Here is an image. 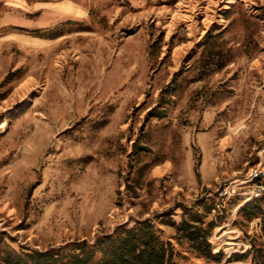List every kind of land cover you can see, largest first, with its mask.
Instances as JSON below:
<instances>
[{
  "label": "rangeland",
  "instance_id": "1",
  "mask_svg": "<svg viewBox=\"0 0 264 264\" xmlns=\"http://www.w3.org/2000/svg\"><path fill=\"white\" fill-rule=\"evenodd\" d=\"M63 1L0 0V255L149 220L177 264H264L262 217L221 196L264 169V0H85L83 20L40 22ZM56 27L54 39L36 32ZM215 31L230 61L203 77L216 51L200 43ZM162 99L167 116L149 117ZM136 143L147 148L137 174ZM202 203L216 206L219 260L162 224Z\"/></svg>",
  "mask_w": 264,
  "mask_h": 264
},
{
  "label": "trees",
  "instance_id": "2",
  "mask_svg": "<svg viewBox=\"0 0 264 264\" xmlns=\"http://www.w3.org/2000/svg\"><path fill=\"white\" fill-rule=\"evenodd\" d=\"M60 27V26H59ZM37 34L42 38H57L55 32L61 33L58 27L44 30H36ZM222 31L209 32L204 41L200 43L202 53L210 50L215 52L217 40L221 37ZM58 35V34H57ZM222 51H216L212 54V62L206 68L205 77L214 71L222 70L227 66V61H222ZM211 68V69H210ZM210 70V71H208ZM178 76V74L176 75ZM202 77V75H201ZM202 77V78H203ZM169 90V89H168ZM162 108H157L149 113V117L163 119L167 110L164 108L165 103L162 99ZM147 148L139 144H135L133 156H135L136 165H132V173H143L146 165L137 167L141 163V154L146 152ZM204 211H193L186 206H182V221L177 224L169 219L163 221L162 224L175 227L177 230L178 242H185L190 246L193 252L207 259L219 260L220 254L215 255L212 252L211 244L208 241L214 224L207 222V218L216 209V206L206 203L199 204ZM249 220H253L258 216L262 217L264 223V195L255 199L251 203H247L240 211ZM173 210L167 211L163 215L172 217ZM264 231V225H263ZM236 258V259H235ZM231 257L228 264L238 262L241 256ZM0 264H177L175 250L170 242L163 239L162 235L156 228L155 224L149 220L136 223L133 226L123 224L118 226L113 234L101 236L96 239L93 244L82 241L47 251H24L21 253L5 251L0 255Z\"/></svg>",
  "mask_w": 264,
  "mask_h": 264
},
{
  "label": "crops",
  "instance_id": "3",
  "mask_svg": "<svg viewBox=\"0 0 264 264\" xmlns=\"http://www.w3.org/2000/svg\"><path fill=\"white\" fill-rule=\"evenodd\" d=\"M90 15L85 0H65L43 12L40 22L49 21V26H56L68 21L83 20Z\"/></svg>",
  "mask_w": 264,
  "mask_h": 264
},
{
  "label": "built area",
  "instance_id": "4",
  "mask_svg": "<svg viewBox=\"0 0 264 264\" xmlns=\"http://www.w3.org/2000/svg\"><path fill=\"white\" fill-rule=\"evenodd\" d=\"M242 184L248 187V190L241 193H236V188L242 186L236 185L232 195L229 194L228 190L230 188H228L224 191V193L221 194V196H242L244 199L243 204L251 203L255 199L262 197L264 195V169L252 168L249 170L243 177Z\"/></svg>",
  "mask_w": 264,
  "mask_h": 264
}]
</instances>
